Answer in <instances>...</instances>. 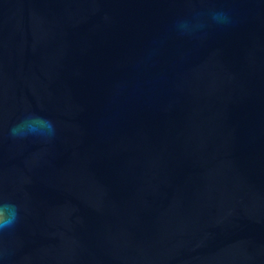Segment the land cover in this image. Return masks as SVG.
<instances>
[{
  "label": "water",
  "instance_id": "1",
  "mask_svg": "<svg viewBox=\"0 0 264 264\" xmlns=\"http://www.w3.org/2000/svg\"><path fill=\"white\" fill-rule=\"evenodd\" d=\"M4 201L0 264H264V0H0Z\"/></svg>",
  "mask_w": 264,
  "mask_h": 264
},
{
  "label": "clouds",
  "instance_id": "2",
  "mask_svg": "<svg viewBox=\"0 0 264 264\" xmlns=\"http://www.w3.org/2000/svg\"><path fill=\"white\" fill-rule=\"evenodd\" d=\"M210 21L217 25H229L232 23L230 11L227 9H216L210 14ZM206 21L198 20L197 25L189 27L188 21H180L179 29L182 33L192 34L197 28L205 27ZM43 121L48 128V135L55 134V124L51 119L29 114L25 116L19 123L12 126L10 133L13 136H27L30 133H38L35 122ZM19 206L15 202H0V232L12 227L19 219Z\"/></svg>",
  "mask_w": 264,
  "mask_h": 264
}]
</instances>
